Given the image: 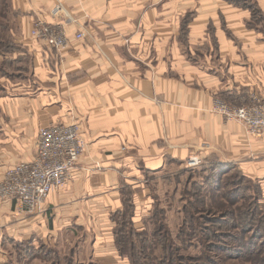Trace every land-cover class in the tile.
<instances>
[{"label": "crops", "instance_id": "crops-1", "mask_svg": "<svg viewBox=\"0 0 264 264\" xmlns=\"http://www.w3.org/2000/svg\"><path fill=\"white\" fill-rule=\"evenodd\" d=\"M239 1L10 0L17 31L0 63V180L32 161L40 127L78 123L86 149L43 212L17 214L0 200V264L5 245L74 229L104 238L125 192L135 218L144 177L193 155L264 179V142L214 106L264 99V0ZM57 3L71 21L51 15ZM37 23L62 30L65 45L31 37Z\"/></svg>", "mask_w": 264, "mask_h": 264}, {"label": "rangeland", "instance_id": "rangeland-1", "mask_svg": "<svg viewBox=\"0 0 264 264\" xmlns=\"http://www.w3.org/2000/svg\"><path fill=\"white\" fill-rule=\"evenodd\" d=\"M254 18L261 20L257 12ZM15 20L10 0H0L2 64L15 47ZM242 175L231 164L210 161L198 169L173 166L145 176L135 232L125 231L128 256L114 250L113 226L104 238L103 231L74 229L41 236V245H5L2 257L7 264H140L147 257L148 264H264V179ZM29 248L36 251L31 259Z\"/></svg>", "mask_w": 264, "mask_h": 264}, {"label": "built area", "instance_id": "built-area-1", "mask_svg": "<svg viewBox=\"0 0 264 264\" xmlns=\"http://www.w3.org/2000/svg\"><path fill=\"white\" fill-rule=\"evenodd\" d=\"M51 15L71 21L60 3L54 5ZM53 25L37 23L30 32L31 37L44 41L48 46L59 49L65 45L62 30L55 31ZM83 38L82 33L76 35ZM215 110L239 123L247 135L264 142V99L250 94L249 102L233 106L217 99ZM36 153L31 162L9 167L0 180V200L11 201L17 214H35L41 210L50 194L60 191L71 180L73 171L85 153L86 142L78 123L40 127L36 134ZM208 147L201 144V148ZM203 165L199 155L186 159L185 167L198 169Z\"/></svg>", "mask_w": 264, "mask_h": 264}, {"label": "trees", "instance_id": "trees-1", "mask_svg": "<svg viewBox=\"0 0 264 264\" xmlns=\"http://www.w3.org/2000/svg\"><path fill=\"white\" fill-rule=\"evenodd\" d=\"M243 1V5L241 4V2L239 1L237 4L239 6H245L244 1ZM251 7V6H249ZM219 165H217V168L220 169ZM216 168V169H217ZM215 169V170H216ZM238 171V170H237ZM215 173V172H214ZM240 173V172H239ZM216 175H214L215 177ZM243 176V175H242ZM244 177V176H243ZM246 178V177H245ZM133 197L131 196V194L129 192H125L123 194V198H122V204H123V209L121 212H116L115 214H112L111 216V220L114 224V227L112 229V240H113V248L116 251V253L121 257V256H128L130 255L127 250L128 249V240H126V236L128 235L127 233H125V231L129 228L130 229V233L134 234V230H132L131 228H134V223H133V218L135 216V208H134V204H133ZM118 219H122V220H118ZM126 221V226H124L123 221ZM116 227V228H115ZM128 227V228H127ZM134 231V232H133ZM153 239V238H152ZM146 248H142L143 252ZM33 251L31 248L28 249V252L26 254V256L31 259L34 255H31L30 252ZM130 251V250H129ZM34 254L36 251H33ZM148 255H144V257H147ZM129 258V257H128ZM148 258V257H147ZM144 258L143 263L140 264H148V259ZM130 259V258H129ZM132 261V260H131ZM134 261V260H133ZM154 261V260H152ZM132 264H135L132 262ZM150 264V263H149Z\"/></svg>", "mask_w": 264, "mask_h": 264}]
</instances>
